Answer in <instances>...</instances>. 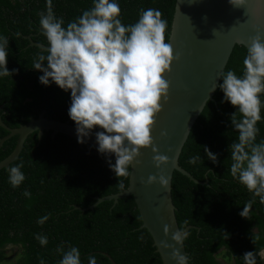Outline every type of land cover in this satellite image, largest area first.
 <instances>
[{
    "label": "trees",
    "instance_id": "1",
    "mask_svg": "<svg viewBox=\"0 0 264 264\" xmlns=\"http://www.w3.org/2000/svg\"><path fill=\"white\" fill-rule=\"evenodd\" d=\"M176 1L115 0L125 26L138 21L141 9L160 10L168 24L166 42ZM46 2L0 0V36L9 41L7 67L13 73L0 77V105H4L1 118L9 128H19L31 118L38 119L43 111L48 119L76 126L68 115L71 92L54 82L43 85L39 80L43 73L33 68L36 56L47 55L39 47L31 46V41L48 46L39 23V14L47 11ZM52 3L54 15L64 19L65 28L94 6V0ZM246 54L247 48L235 46L225 71L232 70L242 77ZM223 98L224 93L218 88L214 101L207 103L194 125L179 160L196 180L207 184H197L177 171L173 175L172 198L179 228L192 226L184 241L189 264H225L226 260L244 264V253L264 247V204L230 174L229 147L238 138L230 116L237 109L230 102H222ZM261 100L264 102V94ZM261 117L256 143L264 141V107ZM7 135L8 131L0 127V139ZM17 139L13 137L1 147L0 162L13 152ZM203 146L217 154V163L207 158ZM196 155L201 159L196 164L189 163ZM108 160L93 146L81 147L78 140L69 136L53 137L51 131H45L41 138L38 132L31 134L19 159L10 166L23 164V183L13 188L9 170L0 171V264L7 259L9 246L21 248L18 264H40L41 259L45 264H58L62 253L57 249L61 246L64 251L78 248L81 264H88L89 256H95L97 264H163L150 233L141 228L143 221L133 196L117 203L102 202L87 212L74 209L87 208L97 202V197L119 194L128 188L130 175L117 178ZM118 179L124 183L123 191ZM26 190L31 193L30 198L23 195ZM249 200H254L251 219L240 216ZM43 216L49 219L40 225L37 221ZM35 234L47 236L48 244L41 246ZM252 235L259 237L255 244ZM256 259L257 264H264L259 257Z\"/></svg>",
    "mask_w": 264,
    "mask_h": 264
},
{
    "label": "clouds",
    "instance_id": "2",
    "mask_svg": "<svg viewBox=\"0 0 264 264\" xmlns=\"http://www.w3.org/2000/svg\"><path fill=\"white\" fill-rule=\"evenodd\" d=\"M229 3L240 8L246 6L247 0H229ZM46 8V13L39 14V23L47 40L48 46L44 49L47 55L36 56L33 68L43 73L39 77L43 85L54 82L62 90L71 92L68 115L76 124L78 142L83 144L95 128L102 129L96 133L97 150L109 157L115 155L114 164L111 159L107 162L117 178L132 175L129 167L139 163L141 149H152L157 168L167 165L169 157L153 146L152 132L156 117L163 110L162 104L169 98L170 83L165 75L171 72L173 62L179 57L174 54L171 43L166 42L168 24L162 12L141 9L138 21L125 26L115 0H94L92 8L83 11L65 28L64 19L54 15L52 0H47ZM262 40L264 35L259 33L250 39L242 77L232 70L224 71L223 82L218 87L224 93L222 102H230L237 109L230 116L232 128L238 133L237 140L229 147L230 174L264 204V141L256 143L257 123L262 119L264 107ZM8 44L7 37L0 36V77L13 74L7 67ZM203 151L213 163L218 162L217 154L207 146H203ZM200 159L199 155L193 156L189 163L196 164ZM22 168L21 163L9 169V183L13 188L25 180ZM147 183H157V176H150ZM159 183L164 188L169 186L164 175L159 176ZM118 185L123 191V181L119 180ZM23 195L30 198L31 193L26 190ZM253 203L254 200H249L244 205L241 217L251 219ZM48 219L49 216H43L37 223L43 225ZM164 232L169 235L167 225ZM225 234L228 238L229 234ZM186 238L183 228L172 234L175 244L182 245ZM35 239L41 246L48 244L45 235L35 234ZM251 239L255 244L259 237L252 235ZM175 244L162 241L160 246L172 250L170 258L177 264H188L189 257L182 255ZM57 251L62 253L58 264H81L78 248L69 247L64 251L61 246ZM257 257L264 261V247L244 253V264H257ZM40 264H45L43 259ZM88 264H97L95 256L88 257Z\"/></svg>",
    "mask_w": 264,
    "mask_h": 264
},
{
    "label": "water",
    "instance_id": "3",
    "mask_svg": "<svg viewBox=\"0 0 264 264\" xmlns=\"http://www.w3.org/2000/svg\"><path fill=\"white\" fill-rule=\"evenodd\" d=\"M258 33L264 35V0H247L246 6L240 8L233 7L229 0H177L169 42L179 59L173 62L171 72L165 75L170 83L169 98L162 104L163 110L157 115L152 132L153 146L159 148L160 154L168 156L170 162L157 168L153 163L155 154L152 149H141V155L137 157L139 163L131 167L129 186L124 192L97 197L94 205L76 209L87 212L102 202L113 200L117 203L119 199L133 196L143 221L141 228L150 233L163 264H177L170 258L172 250L160 246L162 241L175 244L172 234L179 230L172 198L174 172L185 175L197 184H207L196 180L180 165V156L207 103L214 101L221 74L226 70L235 46L248 49L250 39ZM31 46L47 49V46L33 41ZM3 108L4 105H0V127L7 130L8 135L0 139V149L9 139L16 136L18 139L13 152L0 162V171L9 170L11 164L19 159L26 140L35 132H38L39 138L45 131H51L53 137L63 134L78 140L76 126L48 119L46 111L38 119L31 118L29 123L19 128H9L1 118ZM97 132L95 128L80 146L89 144L98 149ZM165 132L167 135H162ZM107 157L115 163L114 154ZM153 175L157 176V183L148 184V178ZM160 175L169 180L168 188L159 183ZM165 225L169 227L167 236ZM191 228H185L187 238ZM184 241L182 245L175 244V247L182 255L189 257ZM112 263L116 264L114 261Z\"/></svg>",
    "mask_w": 264,
    "mask_h": 264
},
{
    "label": "rangeland",
    "instance_id": "4",
    "mask_svg": "<svg viewBox=\"0 0 264 264\" xmlns=\"http://www.w3.org/2000/svg\"><path fill=\"white\" fill-rule=\"evenodd\" d=\"M7 258L8 260L6 259L5 262H3L2 264H15L19 258V253L17 252H13V251H7ZM225 264H234V263H230L228 260L226 261H223Z\"/></svg>",
    "mask_w": 264,
    "mask_h": 264
},
{
    "label": "flooded vegetation",
    "instance_id": "5",
    "mask_svg": "<svg viewBox=\"0 0 264 264\" xmlns=\"http://www.w3.org/2000/svg\"><path fill=\"white\" fill-rule=\"evenodd\" d=\"M39 44V43H38ZM76 207H78V206H75L74 207V209H76ZM20 247L18 246V247H14V249H13V247L12 246H9L8 247V251H13V252H17V253H19V255H21V251H20ZM8 257V256H7ZM7 260H8V258H7ZM19 260H20V256H19V258H18V260H17V262L15 263V264H18V262H19Z\"/></svg>",
    "mask_w": 264,
    "mask_h": 264
}]
</instances>
